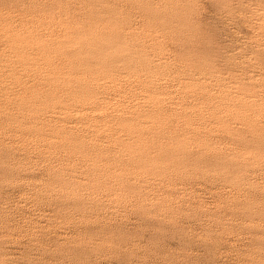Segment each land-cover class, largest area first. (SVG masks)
<instances>
[{
	"label": "rangeland",
	"instance_id": "obj_1",
	"mask_svg": "<svg viewBox=\"0 0 264 264\" xmlns=\"http://www.w3.org/2000/svg\"><path fill=\"white\" fill-rule=\"evenodd\" d=\"M0 264H264V0H0Z\"/></svg>",
	"mask_w": 264,
	"mask_h": 264
}]
</instances>
